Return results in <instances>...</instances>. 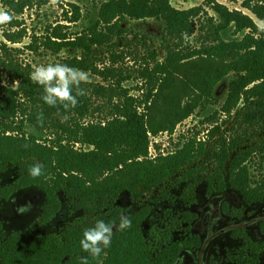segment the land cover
<instances>
[{
	"label": "trees",
	"instance_id": "obj_1",
	"mask_svg": "<svg viewBox=\"0 0 264 264\" xmlns=\"http://www.w3.org/2000/svg\"><path fill=\"white\" fill-rule=\"evenodd\" d=\"M0 1L4 10L13 15L9 25L14 23V14L36 2ZM242 7L264 21V0H242ZM125 17L153 18L163 25L166 36L172 37V47H166L164 61L155 64L158 72L177 71L182 61L196 58L210 61L212 69L202 77L191 79L198 95L185 107L174 108L160 125L148 115L155 100L148 95L139 99L129 94L122 79H117L112 87L97 85V92L109 106L107 117L81 123L93 107L83 84L80 87L85 95L77 97V106L65 112L42 101L43 89L31 81V73L15 69L16 75L11 79V83H16L15 89L4 87L0 97V172L10 165L16 168L17 176L13 183L0 189V196L7 200L19 189L39 190L44 196L39 217L42 223L60 211L61 191L83 213H93L95 208L102 210L109 204V213L98 216L97 220L116 225L123 214V209L115 205L121 192L126 191L139 201L144 193L184 167L195 165L184 172L186 179L199 174L204 157L201 144L196 147L194 139H186L181 149L149 159V134L172 132L177 123L191 116L199 102L212 99L213 90L228 74L235 76L229 81L225 106L243 100L264 108V31L250 15L230 10L217 0H202L201 5L188 9H177L169 0H105L88 33L70 41L66 47L90 48L107 42L115 29L120 31L119 22ZM195 33L202 35L204 41L198 47L182 48ZM229 33L233 38L225 37ZM4 34L12 43H18L21 37ZM54 45L60 46L52 42L50 48ZM68 65L88 69L81 60H71ZM18 114L22 119L15 123ZM41 115L42 125L38 121ZM25 124L33 131L26 133ZM217 140L220 149H213L209 155L215 165L205 181L207 193L229 188L248 205L264 202V174L254 178L250 168L257 149L236 152L235 145L228 149L222 138ZM76 144L87 148H75ZM33 161L43 165V175L35 179L28 174ZM150 213V206L143 205L125 214L131 220V227L123 231L115 228L110 246L95 259L82 252L79 243L83 232L95 223L66 226L60 235H38L26 228L16 230L0 240V264H80L82 257H87L88 264H171L183 251L201 245L200 236L194 233L162 242L154 250L143 233V223ZM181 218L190 224L196 214L185 211Z\"/></svg>",
	"mask_w": 264,
	"mask_h": 264
},
{
	"label": "rangeland",
	"instance_id": "obj_2",
	"mask_svg": "<svg viewBox=\"0 0 264 264\" xmlns=\"http://www.w3.org/2000/svg\"><path fill=\"white\" fill-rule=\"evenodd\" d=\"M104 1L56 0L54 3L53 0H45L42 3L36 0L34 6L14 14L13 25H0V97L4 87L15 89L16 83H11L16 75L15 69L31 73L35 66L57 62L68 65L75 59L88 67L84 71L89 73L90 80L83 86L93 103L90 113L81 123L102 121L107 117L109 106L97 92V85L112 87L117 79L123 80L122 85L129 94L139 99L148 95L155 100L149 106L148 115L158 125L170 117L174 108L185 107L197 96L198 89L194 88L191 79L209 73L212 64L207 59L196 58L182 61L177 71L158 72L155 64L164 61L166 47H172V37L166 36L163 25L153 18L136 20L125 17L119 22L120 31L115 29L107 42L90 48L66 47L70 41H77L78 37L88 33L87 29L95 23L98 9ZM169 1L177 9L202 4V0ZM217 1L230 10L250 15L264 31V21L244 9L242 0ZM0 9H5L1 1ZM4 33L21 36L19 42L8 41ZM225 37L233 38L231 33ZM203 41V36L195 33L182 48L198 47ZM52 42L60 46L50 48ZM234 76L233 73L225 76L213 90L212 99L199 102L191 116L177 123L172 132L149 134V159L181 149L186 139H194L196 147L201 144L204 149V157L199 164L201 172L186 179L184 172L195 165L184 167L144 193L139 201L126 191L121 192L115 201L124 215L143 205L150 206L151 213L143 223V233L154 250L162 242L188 234L200 235L202 244L183 251L173 264H264V202L248 205L229 188L211 195L206 190L205 181L215 165V160L211 162L209 155L213 149H220L218 138L226 142L228 149L235 145L236 152L257 149V154L250 161L251 173L254 178L264 174V108L243 100L230 107L224 105L229 81ZM15 98L18 100L17 96ZM20 102L26 106L24 100ZM21 119L18 114L13 121L20 123ZM23 129L26 133L33 131L28 124ZM216 133L218 135L213 137L212 134ZM48 134L45 133L46 136ZM75 148L87 147L76 144ZM16 176V168L7 166L0 172V189L13 183ZM40 193L35 188H26L17 190L7 200L0 196V240L25 228L33 229L38 235H60L66 226L93 224L98 216H106L111 209L107 204L102 210L95 208L93 213H83L76 210L61 191L58 193L60 211L50 221L42 223L39 218L43 203ZM26 202H31L34 211L17 214L15 209ZM185 211L196 214V219L190 224L182 221ZM231 226L234 227L229 228Z\"/></svg>",
	"mask_w": 264,
	"mask_h": 264
},
{
	"label": "clouds",
	"instance_id": "obj_3",
	"mask_svg": "<svg viewBox=\"0 0 264 264\" xmlns=\"http://www.w3.org/2000/svg\"><path fill=\"white\" fill-rule=\"evenodd\" d=\"M53 2L55 3L56 0ZM12 19L13 15L9 11L0 9V25L10 23ZM30 79L34 84L42 87L41 99L45 104L69 112L77 106L79 102L77 97L85 95V90L80 85L88 83L90 77L89 73L84 70L57 62L35 66L30 74ZM73 89H75V94H73ZM38 121L42 125V115L38 117ZM28 174L33 179L40 177L43 175V165L38 161H33L28 169ZM31 209V202H26L15 210L17 214L23 215L30 212ZM130 227L131 220L124 214L120 216L119 223L116 225L97 220L92 227L83 232V237L79 242L80 248L82 252L95 259L110 246L114 228L123 231ZM80 264H88L87 257H82Z\"/></svg>",
	"mask_w": 264,
	"mask_h": 264
},
{
	"label": "flooded vegetation",
	"instance_id": "obj_4",
	"mask_svg": "<svg viewBox=\"0 0 264 264\" xmlns=\"http://www.w3.org/2000/svg\"><path fill=\"white\" fill-rule=\"evenodd\" d=\"M224 191V190H223ZM215 193H217V192H214L213 194H215ZM220 193V192H219ZM211 195V194H210ZM41 196V195H40ZM44 196H42V198H43ZM13 208L15 209V206H13ZM34 211V208H32L31 209V211L30 212H33ZM30 212H28V213H30ZM3 217V216H2ZM238 226V225H237ZM234 226H231V227H229V228H233ZM21 230V229H20ZM235 231H232V233H234ZM200 236V235H199ZM201 244H202V241H201ZM264 244V243H263ZM179 259V258H178ZM177 261V260H176ZM176 261H174V262H176ZM173 262V263H174ZM173 263H171V264H173ZM200 264H202V262H200Z\"/></svg>",
	"mask_w": 264,
	"mask_h": 264
},
{
	"label": "water",
	"instance_id": "obj_5",
	"mask_svg": "<svg viewBox=\"0 0 264 264\" xmlns=\"http://www.w3.org/2000/svg\"><path fill=\"white\" fill-rule=\"evenodd\" d=\"M41 194V196H43V194L42 193H40Z\"/></svg>",
	"mask_w": 264,
	"mask_h": 264
}]
</instances>
